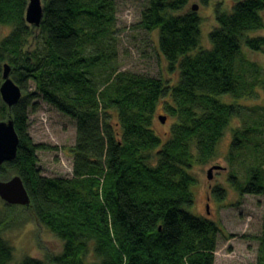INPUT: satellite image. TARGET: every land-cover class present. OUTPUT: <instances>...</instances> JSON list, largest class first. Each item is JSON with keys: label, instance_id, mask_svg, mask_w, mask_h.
Segmentation results:
<instances>
[{"label": "trees", "instance_id": "obj_1", "mask_svg": "<svg viewBox=\"0 0 264 264\" xmlns=\"http://www.w3.org/2000/svg\"><path fill=\"white\" fill-rule=\"evenodd\" d=\"M190 2L149 0L136 25L159 32L164 80L120 70L117 0H43L39 27L26 21L29 0H0V86L9 65L23 93L11 109L0 94V121L12 119L20 139L0 180L19 176L32 216L63 243L60 255L19 264H215L220 228L188 211L192 171L216 157L235 119L242 126L233 130L229 162L243 179L233 169L230 182L264 198V106L240 103L264 89V69L243 53L264 52V36L252 35L264 30V0H233L230 11L218 2L209 48H200L202 19ZM36 98L76 124L71 178L41 173L38 152L54 148L29 135ZM160 105L173 121L165 141L155 130ZM212 197L223 201L226 192L215 187ZM262 227L256 264H264V212ZM0 264H14L1 236Z\"/></svg>", "mask_w": 264, "mask_h": 264}, {"label": "rangeland", "instance_id": "obj_2", "mask_svg": "<svg viewBox=\"0 0 264 264\" xmlns=\"http://www.w3.org/2000/svg\"><path fill=\"white\" fill-rule=\"evenodd\" d=\"M232 1L212 0L208 6H204L199 0H191L189 8L198 6L197 12L202 19L200 48L210 47L209 34L216 26L214 11L217 3L222 2L225 11H230ZM148 2L149 0H117V62L121 71L167 80V63L157 45L159 32L147 33L136 28ZM8 32L5 30V34ZM252 35L264 36V30L252 32ZM243 53L248 60L264 69V52H253L243 47ZM28 92H36L34 85L29 86ZM220 100L231 101L229 97H222ZM240 103L249 107L264 106V89L258 90L257 98L242 100ZM34 104H38V107L30 112L29 135L35 144L54 148L38 152L41 173L49 178H71L73 161L70 149L76 143L75 122L40 98H36ZM163 116L166 117L165 123L160 121ZM172 123L160 105L155 118V130L164 141L170 135ZM241 126L240 119L233 120L218 145L216 157L207 165H195L192 171L197 184L192 187L194 205L188 211L196 217L215 222L220 228L215 264L257 263V237L261 235L263 228L264 198L241 195L230 182L233 169L239 173V179H243L240 166L232 167L229 162L233 130ZM214 166L222 169L214 171L213 179L209 180L208 171ZM11 178L12 176L7 180ZM215 187L225 190L226 198L223 201L212 197V189ZM6 205L0 199L4 221L0 236L13 248L14 264H19L25 257L46 260L49 256L63 252L62 241L51 231L41 227L27 207L7 208ZM93 259L94 256L90 255L88 260Z\"/></svg>", "mask_w": 264, "mask_h": 264}, {"label": "water", "instance_id": "obj_3", "mask_svg": "<svg viewBox=\"0 0 264 264\" xmlns=\"http://www.w3.org/2000/svg\"><path fill=\"white\" fill-rule=\"evenodd\" d=\"M194 11H198V6H193ZM43 19V0H29L26 12V21L30 26L39 27ZM12 69L9 65L4 66L3 82L0 86L1 98L8 106L13 108L22 99L21 88L15 84L11 77ZM162 123L166 122V117H160ZM20 139L16 132L14 121L7 119L0 121V168L17 158ZM222 167L214 166L208 171V179H213V172L221 170ZM0 199L10 206H22L29 208L31 199L22 179L14 176L7 181L0 180Z\"/></svg>", "mask_w": 264, "mask_h": 264}]
</instances>
